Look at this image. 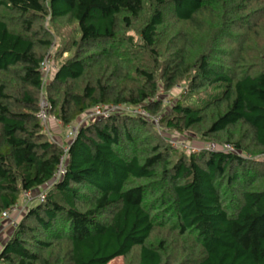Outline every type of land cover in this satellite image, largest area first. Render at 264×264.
Segmentation results:
<instances>
[{"label": "trees", "instance_id": "trees-1", "mask_svg": "<svg viewBox=\"0 0 264 264\" xmlns=\"http://www.w3.org/2000/svg\"><path fill=\"white\" fill-rule=\"evenodd\" d=\"M214 5L221 23L210 30L200 19ZM246 9L242 0H0V216L49 185L0 264H109L133 254L136 264H264V160L205 147L264 153V48L254 73L240 76L233 49L224 54V40L240 41L231 28ZM48 18L74 28L44 84ZM168 18L205 35L193 43L166 31ZM179 83L186 90L167 109L155 94ZM43 91L64 128L100 104L141 106L160 127L118 112L60 144L37 117ZM163 132L207 142L185 152Z\"/></svg>", "mask_w": 264, "mask_h": 264}, {"label": "rangeland", "instance_id": "rangeland-1", "mask_svg": "<svg viewBox=\"0 0 264 264\" xmlns=\"http://www.w3.org/2000/svg\"><path fill=\"white\" fill-rule=\"evenodd\" d=\"M242 4L247 7L246 10L243 11L242 16H241V20L240 22H238L235 25H233V27L231 28V30L236 31L241 33L242 36H238L237 38L239 41V43L237 42H233L231 43L230 40H224L226 43V51L224 52L225 55H227V52H231L229 51V49H233V53L228 56L234 57L233 59L238 62L239 64L238 67H235L234 64L231 66V69L235 72H233L236 76H240L243 73L246 72H253L257 69V66L259 64V62L261 61V53L262 50L264 48V0H242ZM214 10L216 14H212L211 12L205 13L203 14L202 18L200 19L201 23L203 24V27L205 28H209L214 29L215 27H217L218 22L221 23L219 21L220 17L218 16L219 11L217 10L216 5H214ZM212 9V8H210ZM46 24V26L52 30L53 35L52 36V44L51 47L49 49L48 54L46 55V57L48 56L50 59V65L52 66V71L49 75V81L51 80V78L53 77L56 67L58 66V63H60L61 61L65 60L67 58V53H62L59 54V48L62 44V39L67 38L68 36L71 35L72 31H73V26L66 24V23H62L60 24V27L56 28L54 27L55 24L51 23L50 18H48L45 22H43ZM54 24V25H53ZM242 27H241V25ZM237 25H240V27L236 28ZM166 31L167 30H173L174 33L180 32L181 35H184L185 37H192V35H194L193 37V43H197L199 40H201L205 34H198L196 32V30H194V27L191 25H184L182 26V24L180 23H176L174 20L168 18L167 22H166ZM135 30L138 31V27L135 28ZM131 34H133L132 32H130ZM241 37V39L239 38ZM189 39V38H188ZM191 39V38H190ZM135 40L139 42V35H137L135 37ZM237 40V39H236ZM64 44V43H63ZM58 49V51H57ZM137 54L138 57H141L142 55L140 54L139 50L135 53ZM45 57V58H46ZM243 58L241 61L240 59ZM226 58H224L225 60ZM231 63H233V59L227 58ZM228 60H225L226 63ZM234 62V63H235ZM254 73V72H253ZM139 80L138 78H136V81ZM186 90V83H179L178 85H176L175 87L166 90L164 88V85L160 84V90L159 92H157L155 95H157V98H160L164 101V104L166 106V108L168 109V107L170 106L171 103H173V101L175 102L176 99H178V97H180V95H182L184 93V91ZM41 95L46 96V92H42ZM152 100H156V99H152ZM41 107L43 109H48V113L50 115V119L48 121L49 127L51 129V132L53 133V129H52V125L56 124V127L59 128V130H61L59 133H53L52 134V138L53 140L57 141V139H67L68 138V132H67V128L62 125L61 121L58 120L55 116H53L49 111H50V106L49 104L46 102L45 98L43 100V104H41ZM154 123V121H153ZM155 124V123H154ZM157 125V124H156ZM160 126V125H159ZM61 133L63 134V136L60 137ZM163 137L168 139V143H170L171 139H178L179 143L184 142V143H188L189 145H202L203 143L207 142L206 140H202L199 136H197L194 132H189L186 134H181V133H174V132H163L162 133ZM188 135V136H186ZM238 137H241V132H237ZM69 139V138H68ZM67 139V140H68ZM61 141V140H60ZM59 141V142H60ZM204 141V142H203ZM61 143V142H60ZM175 143H178L177 141ZM62 144V143H61ZM65 144V143H64ZM171 144V143H170ZM229 143H225L222 145H218V144H211V143H207L208 146H214V147H218V148H222L225 145H228ZM246 145H248L247 142H245ZM252 144V143H251ZM229 145H233V144H229ZM237 149V148H236ZM249 149H254L249 148ZM183 150L185 152H187L186 148ZM237 153L239 156H243V157H247L249 159H262L264 160V153H259L255 156H253L250 151H242L237 149ZM251 152V153H250ZM47 188V187H46ZM20 205L23 206V212L22 213H16V214H12L11 217L6 218L4 221L10 222V224L14 225V223L17 225L22 217L25 215V213L29 210L25 208V199L21 198ZM161 229V228H160ZM158 229V230H160ZM180 246H178L177 252L180 253L179 249L180 248H184L185 247V243H179ZM177 248V247H176ZM176 251V250H175ZM175 253V252H174ZM133 258L131 259H125L123 257H118L114 260H112L109 264H136L137 262V255L133 254Z\"/></svg>", "mask_w": 264, "mask_h": 264}, {"label": "built area", "instance_id": "built-area-1", "mask_svg": "<svg viewBox=\"0 0 264 264\" xmlns=\"http://www.w3.org/2000/svg\"><path fill=\"white\" fill-rule=\"evenodd\" d=\"M51 71H52V66L50 65V59L47 56L46 58H44V60L41 63V72H42L44 84L49 81V75ZM42 99H43V95H42ZM41 104H43V101H41ZM118 112H126V113H130L133 115L143 116L145 118H148L154 121V123L157 124L158 127H160L159 126L160 125L159 123L161 120L160 115L159 116L152 115L151 113H149L146 109H144L141 106L133 107L130 105L128 106V105L100 104L94 107L92 110L86 112L83 115V117L79 118L76 122H73L66 127L69 140L72 141L76 138V136L79 133L80 128L83 125L90 123V122H94L98 119L111 117L113 114H116ZM37 117L40 119L43 125L44 131L50 136V138H52L51 136L53 133L51 132V129L48 124V121L50 119L48 109L46 110L41 107L40 111L37 114ZM176 141L178 143H175ZM170 143L175 148H179V149L186 148L187 152H195L201 149L202 147H204L202 145H201L202 147L199 145H189L188 143H184V142L179 143L178 139H171ZM205 147L210 150L218 149L217 147H214V146L210 147L208 145H206ZM220 149L223 151L231 152L235 154L238 151L234 145H229V144L225 145L222 148L220 147ZM66 151H67V147H66ZM64 175H65V161L62 160V163L60 164L59 169L57 170V173L55 175V180L62 179ZM48 189H49V185L43 188L37 189V190L25 191L23 193V198L25 199V208L29 209L35 203L43 202L46 199ZM22 212H23V206L17 203L11 206L8 210L4 211L2 215L0 216V219H6V218L11 217L12 214L22 213Z\"/></svg>", "mask_w": 264, "mask_h": 264}, {"label": "crops", "instance_id": "crops-1", "mask_svg": "<svg viewBox=\"0 0 264 264\" xmlns=\"http://www.w3.org/2000/svg\"><path fill=\"white\" fill-rule=\"evenodd\" d=\"M60 131L61 130H59V128L55 127V132L59 133ZM61 136H63L62 133H61L60 137ZM59 141L62 144H64V142L67 140H65L63 138H61V139L59 138V139H57V142H59ZM68 142H69V140H68ZM4 220L5 219H0V251H1V248L3 247L4 243L12 235V233L14 232V229L16 227L15 223H14V225L13 224L11 225L10 222L4 221Z\"/></svg>", "mask_w": 264, "mask_h": 264}]
</instances>
